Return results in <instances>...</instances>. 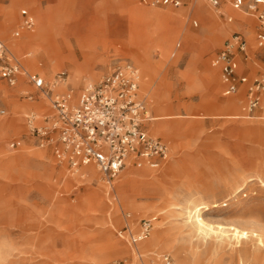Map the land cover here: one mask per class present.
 <instances>
[{"label": "rangeland", "instance_id": "1", "mask_svg": "<svg viewBox=\"0 0 264 264\" xmlns=\"http://www.w3.org/2000/svg\"><path fill=\"white\" fill-rule=\"evenodd\" d=\"M194 1L173 7L140 0H0V38L24 71L15 86L0 78V249L6 259L0 264H105L120 258L150 264L157 253H169L177 264L193 262L196 250L204 256L216 240L186 222L187 208L200 202L209 203L203 217L215 226H264V96L256 116L244 117L245 85L223 95L220 71L212 65L237 32L250 46L239 73L264 75V49L254 51L258 22L227 5L229 21L205 0ZM23 8L34 13L36 26L15 37ZM146 8L169 10L174 22L148 19ZM214 21L228 31L217 39ZM126 62L139 67L140 92L154 117L150 130L170 143L172 153L158 169L129 166L108 183L94 164L74 172L51 145H40L27 116L35 113L43 121L53 110L28 74L39 73L52 87L66 72L67 85L59 82L55 90L72 88L79 95ZM159 85L168 100L164 108L157 104ZM28 90L36 92L35 100L25 97ZM160 113L174 116L156 120ZM160 123L173 125L175 134L161 132ZM16 141L21 144L12 146ZM145 218H155L151 234L134 242ZM156 224L173 243L132 253L131 246L153 236ZM260 234L249 233L250 246L259 237L264 241ZM221 245L215 255L223 254L225 264H241L229 255L230 245ZM251 263L246 256L244 264Z\"/></svg>", "mask_w": 264, "mask_h": 264}, {"label": "built area", "instance_id": "2", "mask_svg": "<svg viewBox=\"0 0 264 264\" xmlns=\"http://www.w3.org/2000/svg\"><path fill=\"white\" fill-rule=\"evenodd\" d=\"M152 6L180 7L190 0H140ZM210 6L221 9L228 3L257 20V46L264 49V0H205ZM224 14L229 21V14ZM22 21L14 31L20 37L36 26V19L28 9L21 10ZM249 57V44L245 36L233 33L212 59L220 70L224 95H232L246 86L244 117L252 118L261 106L264 96V75L250 78L239 74L240 59ZM23 64L0 38V78L15 86L23 74ZM29 82L36 92H42L51 103V112L43 116L31 113L28 125L37 135L40 145H51L59 162L67 163L74 172L94 164L111 183L129 167L160 168L171 157L172 148L163 138L152 134L147 122L154 119L148 102L140 92L141 72L135 64L126 62L115 65L99 82L84 87L79 95L72 88L56 91V85L67 79L66 72L58 74V82L49 86L39 73H29ZM36 92L26 91L25 97L36 99ZM5 113V111H2ZM43 115V114H42ZM18 145L13 142L12 146ZM247 194L244 193V196ZM155 218L141 220V231L134 242L149 237ZM105 264H133L129 258L115 259ZM150 264H177L169 253H157Z\"/></svg>", "mask_w": 264, "mask_h": 264}, {"label": "bare ground", "instance_id": "3", "mask_svg": "<svg viewBox=\"0 0 264 264\" xmlns=\"http://www.w3.org/2000/svg\"><path fill=\"white\" fill-rule=\"evenodd\" d=\"M200 2H203V0H195L194 5H196ZM218 11L220 12L221 9H218L217 12ZM145 17L148 19H156L159 22H163L166 20L168 22H174L173 21L174 18L170 14L169 10H158V9L146 8L145 9ZM226 32H228V31H226L224 29V27L220 23H218V21L213 22V35H214L215 39L219 38L222 34H224ZM40 48L41 47L38 46V48L36 49V56L29 61L32 66H34V64L37 60V54L39 53ZM143 64H145V63H143ZM210 72H211L212 77L214 78L213 72L212 71H210ZM146 76H148V75L146 74ZM149 82H150V79L148 78L147 79L148 85H149ZM64 84L65 83H62L61 85H64ZM65 85H67V84H65ZM0 90H2L5 93L4 87L0 86ZM161 91H162V86L159 85L157 88V91H156L157 92V104L159 107L164 108V107H167L166 102H168V100L162 95ZM230 102H231V105L233 106V108L238 109V100L231 98ZM173 116H174V114L160 113V115H158L156 120L172 118ZM234 116L239 117L240 115L237 114ZM238 117H236V118H238ZM158 126H159V130L168 136L171 134H175V130H174L175 128L171 124L160 123V125H158ZM263 182H264V180H263ZM235 194H236V192H235ZM191 200H190V202H191ZM196 202H198V200ZM202 205H205V206H202ZM203 208H206V210L209 209V203L207 204L206 202H200V203H196L193 207H191V206L188 207L187 208L188 219L186 222L190 223L189 225H191V227H192L191 229L196 230L198 232H201L210 238L216 239L215 240L216 242L215 241L210 242V244H211L210 248H208L209 250H207V253L204 256L201 253H199L198 250H196L195 251L196 254L193 257L194 261L193 262H189L188 260L182 261L184 264H225L224 263L225 258L223 257V254L220 257L215 255V250L216 249L218 250L217 247L218 246L222 247L221 244H225V243H227L231 247V252L229 253L231 258H232V256L237 255L236 258H238L239 263L244 264V258L247 256L249 258V260L252 261L251 264H264V241L262 238H260L262 235V234H260V232H264V226H260V225H259L260 227L259 226H255V227L251 226V231H248L246 229H242L240 226H233V225H231L230 227H227L223 224H218L215 226V225L211 224V222L210 223L207 222L206 219L203 217L204 216L202 213ZM241 217H243V216H241ZM254 223H256V222H254ZM259 224H261V223H259ZM158 226H159V224H156L154 234L149 240L140 243L138 246H135V247L131 246L130 250L132 251V253H136V250H140V251L144 252L145 250L152 249L154 247H166V245H168L169 243H171V244L173 243L171 240H174V239L171 238L172 237V235H170L171 233H168V231L166 232V230H164ZM231 230L233 232H231ZM249 233H252L253 236H256V237L260 236L259 241L257 240L258 241L257 244H253L252 246H250L251 244H249V240H248V239H250ZM112 251H118L117 245L115 243H113V250ZM6 256H7V254H6ZM5 260H6L5 255L1 253V249H0V262H3Z\"/></svg>", "mask_w": 264, "mask_h": 264}, {"label": "crops", "instance_id": "4", "mask_svg": "<svg viewBox=\"0 0 264 264\" xmlns=\"http://www.w3.org/2000/svg\"><path fill=\"white\" fill-rule=\"evenodd\" d=\"M206 2V1H205ZM207 3V2H206ZM227 5H230V4H228V3H224V5L222 6V8H221V11L220 12H225V13H227V14H229L226 10H225V7L227 6ZM23 9H25V8H23ZM26 9H28V8H26ZM33 15H34V13L30 10V9H28ZM219 11H218V13H220ZM21 13V12H20ZM22 16V15H21ZM34 17H35V19H36V16L34 15ZM251 17V16H250ZM253 18V17H252ZM255 19V18H254ZM256 20V19H255ZM22 21V20H21ZM257 21V20H256ZM21 23V22H20ZM195 24H196V22H195ZM20 25V24H19ZM258 25V24H257ZM19 27V26H18ZM256 31H257V29H256ZM256 38H257V32H256ZM255 38V39H256ZM247 39V38H246ZM248 41V40H247ZM249 44V43H248ZM249 50H250V46H249ZM261 50L262 49H259L258 48V46H257V39H256V42H255V44H254V51H255V54H260L261 53ZM243 58V57H242ZM242 58L240 59V62H241V60H242ZM213 65V64H212ZM220 71V70H219ZM239 74H246V73H244V72H241V73H239ZM208 78H209V80L210 81H213L214 80V78L212 77V75H211V72L210 73H208ZM220 78H221V76H220ZM20 81H21V78H20ZM221 86H222V90L224 91V85H223V83H222V80H221ZM241 87H242V85H241ZM19 88V87H18ZM244 93H245V99H246V86H245V91H244ZM223 95H224V93H223ZM219 103H222V102H219ZM244 107V106H243ZM264 108V107H263ZM256 115H254V117H255ZM254 117H252V118H254ZM154 120V119H153ZM152 120V121H153ZM152 121H150V122H147L146 123V125L148 126V129H149V131L151 132V130H150V123L152 122ZM152 134H154L153 132H151ZM155 135V134H154ZM157 136V135H156ZM159 137H161V136H159ZM161 138H163V137H161ZM164 139V138H163ZM165 141H167L166 139H164ZM16 142H18V146L21 144V141H16ZM168 142V141H167ZM169 143V142H168ZM170 144V143H169ZM171 146V145H170ZM128 168V167H127Z\"/></svg>", "mask_w": 264, "mask_h": 264}]
</instances>
